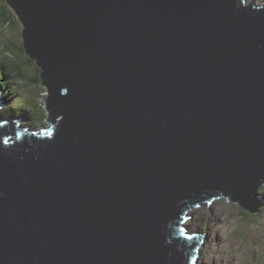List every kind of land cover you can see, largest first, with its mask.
<instances>
[{
  "label": "water",
  "instance_id": "1",
  "mask_svg": "<svg viewBox=\"0 0 264 264\" xmlns=\"http://www.w3.org/2000/svg\"><path fill=\"white\" fill-rule=\"evenodd\" d=\"M254 1L6 0L50 127L0 119V264H195L186 212L225 199L259 215Z\"/></svg>",
  "mask_w": 264,
  "mask_h": 264
},
{
  "label": "rangeland",
  "instance_id": "2",
  "mask_svg": "<svg viewBox=\"0 0 264 264\" xmlns=\"http://www.w3.org/2000/svg\"><path fill=\"white\" fill-rule=\"evenodd\" d=\"M260 3H264V0ZM3 6L4 3L0 0V7L2 8ZM12 24L14 30L12 29L11 32L14 31L20 40L19 35L22 31V25L16 22ZM0 31V38L3 36L14 38L10 32V28L8 29L6 26H3L2 21H0ZM18 38L14 39L15 44L9 43L14 49L15 54H18V58L14 55L11 61L5 58L1 59L9 63L20 60L24 65L25 72H27L25 78L32 77V79L36 80V67L26 63L27 56L21 50L22 45H17L20 43ZM4 45H6V41L2 40L0 47L2 48ZM15 79V77L12 79L14 81L13 87H16L20 96L11 101L10 104H13V102L21 104L23 97L27 96L29 98L33 96L32 102L28 105V108L33 111L36 108V101L38 102L39 100L37 94H40L42 99L39 101L42 102V105L44 104L46 97L44 95L47 93V90L43 86L40 92L36 93V90H34V93H32L29 90V86L26 85L24 88L23 84L18 85ZM7 105L2 107V111L6 109ZM21 124L28 125L29 121L24 120ZM259 214L257 218L256 215H252L249 211L246 212L224 200L216 201L210 206L202 204L201 207L190 210L192 221L189 227L193 230L207 232L209 235V243L203 249H209L210 254L207 252L209 255L207 258L201 259L200 264H228L230 260L234 264H264V209ZM247 215L254 222L258 219L257 224L253 225L252 222H249ZM259 252H262L263 255L261 256Z\"/></svg>",
  "mask_w": 264,
  "mask_h": 264
},
{
  "label": "clouds",
  "instance_id": "3",
  "mask_svg": "<svg viewBox=\"0 0 264 264\" xmlns=\"http://www.w3.org/2000/svg\"><path fill=\"white\" fill-rule=\"evenodd\" d=\"M2 1V3H4V6L1 8L0 7V21H2L3 22V26H6L8 29L10 28V32L12 31V29L14 30V26H13V24L12 23H14V22H16V23H20L19 22V20L17 19V17L15 16V14L13 13V11L11 10V8L9 7V5H8V3L6 2V0H1ZM7 17H9V18H7ZM20 25V24H19ZM1 32V31H0ZM12 33V37H14V38H11V37H8V36H3V37H1L0 38V44L2 43V40H5L6 41V45H4L2 48L0 47V51L2 50V52L0 53V71L1 72H4V73H6V74H10L11 76H14L16 79V82H17V84L19 85V84H23V87L25 88V86L27 85V86H29V90L30 91H32V93H34V90L35 89H33V88H31L32 86H33V80H34V78L32 79V77L31 78H25V76L27 75V72H25V70H24V65L21 63V61L20 60H17V61H14L13 63H9V62H7V61H4V60H2L1 58H5V59H7V60H9V61H11L12 60V58L14 57V55L18 58V54H15V51H14V49L9 45V43L11 42L12 44H15V38L17 37L18 38V36H16V34L14 33V31L13 32H11ZM21 34H22V31H21ZM21 34L19 35L20 36V40H19V38H18V40L20 41V43L19 44H17V45H22L21 46V50H22V52L27 56V59L29 58L30 59V65H34L35 67H36V70H37V75H36V79L38 80V82H40L39 84H41V81H40V76H39V72H40V70H41V67L40 66H37L34 62H33V60L29 57V55L25 52V50H24V45H23V41H22V37H21ZM17 64H20L22 67H23V72L25 73V75L24 74H22L21 73V75L22 76H19V75H16V72H18V71H16V68H17ZM21 77V78H20ZM35 81V80H34ZM46 90H47V87L46 86H44L43 84H41ZM42 87V88H43ZM3 90H4V93H3ZM3 90L2 89H0V93H1V99H0V119H2V120H11V119H9V117L7 116V113H5V112H3L2 111V107L3 106H6L10 101H14L16 98H18L20 95H19V93H18V91L16 90V88H14V89H11V90H5L4 88H3ZM38 92H40V90H36V93H38ZM47 92V91H46ZM8 94H10V96H6V95H8ZM17 94H18V96H17ZM37 96H38V98H39V100H41L42 98L40 97V94L38 95L37 94ZM44 96H46L45 97V101H46V98H47V93L44 95ZM30 98V99H29ZM27 97V96H25V97H23V102L21 103V104H18V106L20 107V109L21 110H26V108H27V115L30 117V116H33L34 115V113H33V111H31L29 108H28V105H29V103H31V101H32V99H33V96H30V97ZM38 100V102L39 103H41V105L40 106H37L36 108H39L40 109V112L41 113H45V119L47 118V113H46V109H45V104H43L42 105V102L41 101H39ZM45 103V102H44ZM41 106H42V108H41ZM22 108H25V109H22ZM43 109V110H42ZM30 110V111H29ZM26 112V111H25ZM28 112L30 113V114H28ZM32 113H33V115H32ZM18 116H20V118L22 119V120H24L23 118H25L24 117V113H19V114H16L14 117L15 118H17ZM30 119V118H29ZM44 121V120H43ZM38 126V127H37ZM37 126L35 125V126H33V125H30V124H28V127H22L21 125H19V128H23V129H27V130H32V129H36V130H40V129H45V128H49L50 127V124L48 123V122H46V121H44V123H42V124H37ZM30 128V129H29ZM256 192L264 199V185H261V186H259L257 189H256ZM220 200H224V201H226V202H228V203H231V204H233V205H236V206H238L237 204H235L234 202H230V201H228V200H225V199H218V200H214V201H211V203H210V205H212L214 202H216V201H220ZM202 204H204V205H207L208 206V203H201V204H198V207H201V205ZM260 204L262 205V208L261 209H258V212L260 213H262V210L264 209V201H261L260 202ZM209 205V206H210ZM197 207V208H198ZM240 209H242V210H244V211H246L247 212V210H245V209H243L241 206H238ZM195 209V208H194ZM260 215V214H259ZM248 216V215H247ZM186 217L187 218H189V219H186L183 223H181L180 224V227L181 228H183L184 226H185V228H187V230H188V235H199V236H203L204 238H205V240H204V242H203V245H201L200 246V249L198 250V252H197V258H196V262H195V264H200L201 263V259H204V258H207V256L210 254V250L209 249H203V247L206 245V244H208L209 243V235H208V233L207 232H202V231H199V230H193V229H191L190 227H189V224H190V222L192 221V216H190V211H188V212H186ZM257 218L259 217V216H256ZM248 220H249V222H252L253 223V225H256L257 224V220L254 222V221H252V219L248 216ZM204 230V229H203ZM245 236V235H244ZM241 240H243V239H241ZM244 241V240H243ZM243 244V243H242ZM209 254H208V253ZM260 254H261V256L263 255V253L262 252H259ZM259 258V257H258ZM263 259V258H262ZM216 264V263H215ZM228 264H234L231 260L228 262Z\"/></svg>",
  "mask_w": 264,
  "mask_h": 264
},
{
  "label": "trees",
  "instance_id": "4",
  "mask_svg": "<svg viewBox=\"0 0 264 264\" xmlns=\"http://www.w3.org/2000/svg\"><path fill=\"white\" fill-rule=\"evenodd\" d=\"M7 18H9V17H7ZM26 63H30V59L29 58L28 59L26 58ZM16 71H18V72H16V75L22 76L21 73L25 75V73L23 72V67L20 64H17ZM13 78H14V76H11L10 74H6V73L0 71V88L2 90H3V88L5 90H8V89L11 90L13 88H16V87H13V84H14V81H12ZM32 82L34 84H33V86L31 88H33L35 90L42 89V85L39 84L40 82H38L37 79L35 81L33 80ZM6 96H10V94H8ZM36 103H37L36 104V107L41 105V103H39L37 101H36ZM22 109H25V108H22ZM27 111H28L27 108H26V110H21L20 107L18 106V104L16 102H13V104L9 105L4 110V112L7 113V115H9V114H15L16 115V114H19V113H24V117L25 118H30L31 117L30 119H28V121L30 122V125H33V126H35V125L37 126V124L44 123L43 120L45 119V113L44 112L41 113L42 111L40 112V109L39 108H34L33 109L34 115L32 113L33 116H30V117L27 115Z\"/></svg>",
  "mask_w": 264,
  "mask_h": 264
},
{
  "label": "bare ground",
  "instance_id": "5",
  "mask_svg": "<svg viewBox=\"0 0 264 264\" xmlns=\"http://www.w3.org/2000/svg\"><path fill=\"white\" fill-rule=\"evenodd\" d=\"M243 1V5H244V7H247L248 5H250L251 4V2L253 1V0H242ZM262 0H256V1H254V3H253V7L256 9L257 7H264V3H260ZM3 74V73H2ZM3 80V79H2ZM1 89V88H0ZM9 90V89H8ZM3 93H4V90H3ZM11 103V101L8 103L9 105H11L10 104ZM9 105H7V107L9 106ZM6 107V108H7ZM5 110V109H4ZM4 112V111H3ZM29 114V113H28ZM8 117H9V119H11V120H17V119H21L20 118V116H18L17 118H15L14 116H15V114H9V115H7ZM28 117V116H27ZM31 118V117H30ZM24 120H26L27 122H28V119L29 118H23ZM22 120V119H21ZM29 124H30V122H29ZM19 125H21L22 127H28V125H24V124H19Z\"/></svg>",
  "mask_w": 264,
  "mask_h": 264
},
{
  "label": "snow or ice",
  "instance_id": "6",
  "mask_svg": "<svg viewBox=\"0 0 264 264\" xmlns=\"http://www.w3.org/2000/svg\"><path fill=\"white\" fill-rule=\"evenodd\" d=\"M3 127H4V125L0 124V128H3ZM50 134H51L50 130L47 131V132L39 133V135H41V136H49ZM33 135H36V133H33ZM20 138H21L20 134H16V139L19 140ZM8 143H9V139H3V144L7 145ZM180 235L185 236V238L188 239L189 241H192V240H194L196 238L194 234L193 235H188L186 233L185 229H181L180 230Z\"/></svg>",
  "mask_w": 264,
  "mask_h": 264
}]
</instances>
